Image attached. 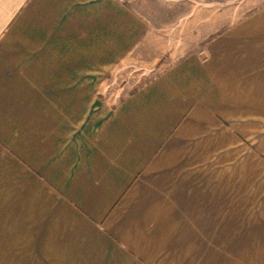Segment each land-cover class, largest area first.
Instances as JSON below:
<instances>
[{
  "label": "crops",
  "instance_id": "obj_1",
  "mask_svg": "<svg viewBox=\"0 0 264 264\" xmlns=\"http://www.w3.org/2000/svg\"><path fill=\"white\" fill-rule=\"evenodd\" d=\"M147 27L127 0H0V264H264V5L118 98ZM251 139L219 205L218 148Z\"/></svg>",
  "mask_w": 264,
  "mask_h": 264
},
{
  "label": "rangeland",
  "instance_id": "obj_2",
  "mask_svg": "<svg viewBox=\"0 0 264 264\" xmlns=\"http://www.w3.org/2000/svg\"><path fill=\"white\" fill-rule=\"evenodd\" d=\"M127 3L145 16L148 27L135 48L107 74L108 89L113 95L116 91L118 98L149 81L184 54L201 51L213 33L264 5V0H127ZM249 144L248 147L235 144L234 161L225 147L218 148L219 202H222L219 205H224L226 167L233 166L236 170V155L253 156L258 152L256 139ZM250 190V197L256 202V181L252 179Z\"/></svg>",
  "mask_w": 264,
  "mask_h": 264
}]
</instances>
